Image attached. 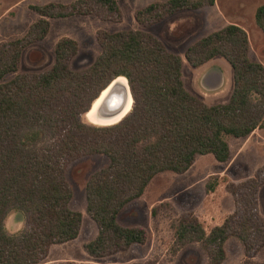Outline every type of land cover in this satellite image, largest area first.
<instances>
[{"label":"trees","instance_id":"obj_1","mask_svg":"<svg viewBox=\"0 0 264 264\" xmlns=\"http://www.w3.org/2000/svg\"><path fill=\"white\" fill-rule=\"evenodd\" d=\"M213 2L152 1L136 8L133 15L139 25L149 26L175 12ZM30 8L38 18L27 32L0 41V222L13 208L25 219V228L17 236L0 228V264H36L53 244L77 237L82 216L69 206L72 190L65 175L77 158L103 154L108 159L87 178L84 188L85 210L97 232L83 248L89 256L100 258L144 243L147 231L120 224L118 213L143 193L156 174H182L201 154L224 162L231 153L225 136L238 138L264 128V66L249 56L248 37L239 25L228 23L184 52L192 67L219 55L232 69L228 99L208 104L185 87L182 57L141 29H98L99 53L77 70L70 61L78 45L61 37L49 68L17 73L24 48L46 36L51 18L93 15L120 22L123 17L117 0L49 1ZM254 19L264 35V3L256 7ZM9 73L15 74L3 80ZM118 76H125L129 86V112L109 125L83 120L92 100ZM263 184L264 163L252 176L229 183L226 190L233 209L208 232L194 215L181 214L174 225L172 248L198 243L206 264H221L225 241L236 238L243 247V264H259L253 258L264 248V218L258 206Z\"/></svg>","mask_w":264,"mask_h":264},{"label":"rangeland","instance_id":"obj_2","mask_svg":"<svg viewBox=\"0 0 264 264\" xmlns=\"http://www.w3.org/2000/svg\"><path fill=\"white\" fill-rule=\"evenodd\" d=\"M49 1L68 3L73 0H0V41L23 36L38 18L30 5ZM117 1L123 12L120 22L101 20L93 15L51 18L46 36L24 48L16 72L39 73L49 68L54 60V45L61 37L76 41L78 51L71 59L70 67L82 69L99 53L100 48L95 39L98 29L108 32L141 29L153 33L169 51L182 57V79L189 91L208 104L225 102L232 88L231 67L226 60L219 55L209 60L225 80L219 88L208 89L201 86L200 74L193 73L184 58V52L200 37L228 23L237 24L246 31L249 56L264 66V35L254 19L256 7L263 4L264 0H214L212 5L175 12L149 26L139 25L133 13L136 8L161 0ZM14 74H6L3 80L10 79ZM82 118L89 122L86 113ZM225 139L231 152L228 160L220 162L209 153L201 154L182 174L170 171L156 174L143 193L127 202L118 213L120 224L144 228L147 231L146 240L100 258L89 256L83 248V244L97 232L94 221L85 210L84 188L87 178L106 165L108 159L103 154L77 158L67 166L65 175L72 190L69 206L82 216L79 233L75 239L53 244L47 256L36 264H206V254L198 243L188 244L178 250L172 248L177 219L183 213H191L206 232L214 225H219L233 209V200L226 186L252 176L264 163V128H257L238 138L225 136ZM258 206L264 218V184L258 190ZM224 250L225 258L221 264H243V247L236 238L227 239ZM253 260L264 264V248Z\"/></svg>","mask_w":264,"mask_h":264},{"label":"bare ground","instance_id":"obj_3","mask_svg":"<svg viewBox=\"0 0 264 264\" xmlns=\"http://www.w3.org/2000/svg\"><path fill=\"white\" fill-rule=\"evenodd\" d=\"M115 83H118V85L122 86V87H126L128 90V85H127V81L126 78L123 76H118L116 78L113 79V81H111V83L109 85H107L99 94V96H97L90 108L88 109V111H86V118L88 119L89 122H91L92 124L95 125H109V124H113L116 123L117 121H119L121 118H123L130 110L131 105H132V97L130 94H128L127 96V100L125 102V105L123 107V109L118 113L115 114L113 116H109V117H100L96 114V109L100 103V101L103 99V97L106 95V93L108 92V90L112 87V85H114Z\"/></svg>","mask_w":264,"mask_h":264},{"label":"water","instance_id":"obj_4","mask_svg":"<svg viewBox=\"0 0 264 264\" xmlns=\"http://www.w3.org/2000/svg\"><path fill=\"white\" fill-rule=\"evenodd\" d=\"M101 91L98 93L97 96H99ZM128 94L131 95L130 90H129V86H128V90H127V88L125 86L122 87V86L118 85V83H115L114 85H112V87L108 90L106 95L100 101V103L96 109V114L100 117H109V116H113L115 114H118L123 109L125 102L127 100ZM93 100H92V102H93ZM92 102L90 103V106H91ZM90 106H89V108H90Z\"/></svg>","mask_w":264,"mask_h":264},{"label":"crops","instance_id":"obj_5","mask_svg":"<svg viewBox=\"0 0 264 264\" xmlns=\"http://www.w3.org/2000/svg\"><path fill=\"white\" fill-rule=\"evenodd\" d=\"M208 61L203 63L200 66H197V67L190 66V67H192V70H193L194 74L196 72L197 73L199 72L200 75L198 77H199L200 84H201L202 87H206L208 89H217V88L220 87V85L223 84V80H225V79L223 77H221L220 72L218 71V69H215L214 65L211 64L210 61L209 62ZM182 69H184L183 62H182ZM231 74H232V69H231ZM232 84H233V80H232ZM231 90H232V88H231Z\"/></svg>","mask_w":264,"mask_h":264},{"label":"clouds","instance_id":"obj_6","mask_svg":"<svg viewBox=\"0 0 264 264\" xmlns=\"http://www.w3.org/2000/svg\"><path fill=\"white\" fill-rule=\"evenodd\" d=\"M8 221H11V223ZM0 228L9 236L19 235L25 228V219L22 212L15 208L10 209L6 221L0 222Z\"/></svg>","mask_w":264,"mask_h":264}]
</instances>
